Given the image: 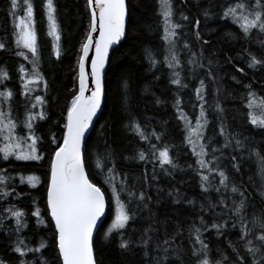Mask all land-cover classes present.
Returning <instances> with one entry per match:
<instances>
[{
    "label": "trees",
    "instance_id": "trees-1",
    "mask_svg": "<svg viewBox=\"0 0 264 264\" xmlns=\"http://www.w3.org/2000/svg\"><path fill=\"white\" fill-rule=\"evenodd\" d=\"M22 2L23 0H18L20 6ZM31 2L34 6V29L37 33V71L43 77L40 96L45 116L33 130L39 138L38 154L43 159L37 162L15 161L12 158L10 161L0 160V169L3 170L0 174L6 173L10 177L6 184H0V189L9 193L6 198L0 197V220L3 222L0 225V261L3 264H19L21 259L40 264L41 255L47 264H59L53 226L50 223L48 227L38 225L32 212L39 207L45 220L50 221L47 215L46 192L50 161L56 147L53 139L58 143L63 142L67 108L73 95L78 92V58L89 22L86 0H54L60 35V40L57 41L47 34L44 0ZM236 2L237 0H183L182 3L181 0H172L173 22L182 26L176 30L178 39L175 49L181 63V67L175 71L179 72L182 83L187 85L181 88L171 83L174 79L172 69L165 64L168 46L163 39L164 25L158 0H125V36L108 59L102 112L85 145L90 181L104 192L107 204L106 217L93 241L96 264H145L143 249L137 246V242L143 235V230L150 224L157 230L152 235L161 241L165 233L171 236L178 229L180 234L176 237L175 244L185 250L184 258L188 264H196L197 258L191 256L194 238L190 237L188 229L193 224L200 226L201 218L208 227L207 231L202 228V239L209 245V257L213 261L220 259V253H223L229 257L228 264H232L235 254L228 246L231 243L248 264H251L252 258L243 247L244 241L240 240L239 218L232 216L231 209L241 199H245L246 207L242 214L249 228H252L253 216L264 218V199L258 195L261 187L257 176L258 160L252 155L254 150L264 156V128L254 127L249 122V109L246 107L250 91L257 97H264V65L248 67L250 55L264 60V33L252 29L249 38L245 39L238 25L230 19L220 18L223 8ZM245 2L252 5L255 0ZM9 3L10 0H0V43L5 45L4 49H0V69L8 75V79L0 83V92L5 89L12 92L9 105L11 111L17 115L14 116L15 120L21 123L28 103L21 94L20 68L23 66L24 69H30L33 64L31 53L15 46L13 19L8 15ZM204 9H208L207 17L203 15ZM181 12L189 19H181ZM197 20L200 21L198 28L194 27ZM196 31L201 33L200 41L195 39ZM227 33H232L235 38ZM205 40L209 43L204 44ZM186 42L191 51L183 47ZM53 44L57 45L56 49ZM57 51L59 55L56 54ZM17 52H23L28 59L18 56ZM149 52L157 61L155 66L147 58ZM192 53L197 58L203 57L198 62L204 67L195 68L189 65L188 60ZM209 60L212 61L211 66ZM237 68L242 69V72L237 71ZM209 71L213 74L212 79L209 78ZM201 80L205 84V115L209 122L204 134L206 138L213 137L206 151L211 153L212 147L221 149L206 159L221 157L218 161L219 167L229 176V188L233 185L238 188L236 193L223 189L219 195L215 190L208 193L201 191L200 178L193 170L198 169L196 157L190 145L185 142L187 132L183 123L177 119L174 107L177 97L180 98V107L191 123L199 114V101L196 100L195 90ZM157 100L160 102L157 103ZM216 104L220 105L222 111L216 110ZM133 119L149 137L148 141H142L130 127L125 128V124H130ZM221 124L225 126L229 136H235L243 142V149L235 150V140L231 147L221 148L224 143L223 137L219 135ZM153 132L160 136L159 140L151 135ZM202 143H207V140H202ZM151 145H156L157 150L167 147L169 156L177 167L172 169L165 165L162 169L158 159L154 164L151 161ZM140 151L146 153L149 162L139 161ZM109 152L112 162L108 167H115L120 179L126 177L131 191L137 195L144 191L151 199L147 210L140 207L136 200H132L128 208L135 212L136 218L128 222L126 228L121 230L122 234L113 231L105 238V233L115 220L116 208L109 184L105 183V177L99 174L100 170L95 168L94 162L98 153ZM234 156L240 172L232 167ZM165 169L168 175H165ZM103 171L106 173L107 169ZM203 171L207 174L206 170ZM29 175L39 178L40 183L36 188L21 182V177ZM145 177L149 181L147 185L144 183ZM213 177L218 185L219 177L215 174ZM169 192L173 196H179L178 203L173 202ZM241 192L244 193L243 197ZM221 198L225 199V207L218 204ZM122 200L127 202V195L122 194ZM189 200L193 203L189 204ZM209 200L217 204L214 210L209 208ZM8 208L24 213L22 219L26 226L20 231L19 238L28 247L36 248L41 241L47 244L41 253L29 252L22 258L13 251L17 232L14 218L5 211ZM214 222H226L220 235L210 227ZM233 224L236 226L233 227ZM253 231L258 233L259 229ZM251 238L254 245L260 243L255 241L254 235ZM121 239L132 241L128 251L118 247Z\"/></svg>",
    "mask_w": 264,
    "mask_h": 264
},
{
    "label": "snow or ice",
    "instance_id": "snow-or-ice-1",
    "mask_svg": "<svg viewBox=\"0 0 264 264\" xmlns=\"http://www.w3.org/2000/svg\"><path fill=\"white\" fill-rule=\"evenodd\" d=\"M23 2L26 6L23 17L17 14L20 9L18 0H10L8 15L14 21V38L17 47H22L31 53V62L33 64L32 75L25 78L23 66L20 68L21 80L23 81L21 84L22 95L28 99L34 90L29 85L40 82L43 80V77L37 71L39 57L37 51V33L33 28L34 6L31 0H23ZM181 2L183 3V0ZM158 4L160 15L163 17V39L165 44L169 46L168 55L165 56V64L169 69H172L171 74L174 79H172L171 83L181 88L187 87V85L182 83L179 72L175 71L176 68L181 67L175 49L178 39L176 30L182 26L179 23L173 22L174 6L172 0H158ZM86 8L89 15V22L85 38L80 48L81 55L78 58L79 90L73 95L70 106L67 108L66 123L63 125L65 128L63 142L58 143L53 139L56 147L50 161V174L46 192L47 215L50 217V221L45 220L39 207H36L32 212V216L36 217L38 225L48 227L50 223L53 226L55 249L59 264H96L93 252V228L104 214L105 194L100 187H97L90 181L87 172L88 157L86 149L82 147V141L93 117L101 106V70L104 67V62L108 55L109 46L119 41L125 34V0H86ZM43 9L47 20V34L55 37L59 41L60 35L58 34V23L55 14L57 9L54 0H44ZM203 15L208 16V9L203 10ZM180 16L183 20L189 19L183 12H181ZM220 18L225 20L230 19L232 23L238 25L245 39L249 38L252 29H258L260 33H264V0H255V3L252 5L246 3L245 0H237L236 3L229 4L223 8V15ZM199 24L200 21L197 20L194 27L198 28ZM227 35L235 38L232 33H227ZM195 39L197 41L202 39L199 31L195 32ZM207 43L209 42L205 40L204 44ZM93 46L95 54L91 57V73L89 79V75L85 71V61L88 58L89 50ZM183 47L191 51L187 42L184 43ZM4 48L5 45L0 43V49ZM53 48L56 49L57 45L53 44ZM56 54L59 55V52L57 51ZM17 55L28 59L23 52H17ZM147 58L153 66L156 65L157 61L152 58L150 52ZM198 59H203V57L197 58L196 54L192 53L188 60L189 65L195 66V68L204 67L198 62ZM211 64L212 61L209 60V66ZM257 65H264V60L250 55L248 67L255 68ZM236 70L242 72L240 68ZM208 75L210 79L213 78V74L210 71ZM7 79V73L0 69V83H3ZM89 84L91 85V89H89ZM125 88H127V85H125ZM89 90L91 91V95L85 96V92ZM204 91L205 84L201 80L195 90L196 100L199 101L200 109L199 114L195 117V125H192L187 115L181 109L179 97H177L174 104L177 111V119L183 123L184 129L187 132L185 142L190 145L191 151L196 157L198 169L193 170L200 178L201 191L208 193L215 190L219 195L223 189L224 191L236 193L238 188L235 185L229 188V176L219 167L218 161L221 157L213 156L212 159H206V157L221 149L212 147L211 153L206 151L212 143L213 137L209 136L206 138L204 134V129L209 123L205 115V104L207 101L205 100ZM12 95V92L7 89L0 92V140L5 141V143L0 145V160L10 161V158H14L16 161H40L43 159V156L38 154L37 144L39 138L35 137L32 131L33 122L37 119V115L31 111L26 112V118L22 123L28 131V134L27 136L19 135L16 129L20 122L11 117L10 110L6 111L3 108L4 105L10 103ZM35 99L38 103L42 104V98L40 96H36ZM126 102L127 97L125 96ZM159 102L157 100V103ZM36 106V104H32V108ZM246 107L249 109V122L254 127L264 128V118L258 117L253 112L254 108L264 110V97H257L254 92L250 91L248 93V104ZM216 110L218 112L222 111L219 104H216ZM39 119H45L43 113L39 114ZM129 127L142 141H148L149 137L145 135L135 119L130 124H125V128ZM151 135L156 136L157 140L160 139V136L155 132L151 133ZM219 135L224 140L221 148L231 147L232 141L235 140V150L240 151L243 149V142L235 136H229L223 124L220 126ZM205 139L207 143H201ZM28 141H31V143L29 144ZM150 149L152 152L151 161L154 164L158 159L162 169L165 165H168L172 169L177 167L170 158L167 147L163 150H157L156 145H151ZM252 155L256 156L258 160L257 176L261 182L258 195L264 199V156H261L260 153L254 150L252 151ZM138 159L145 163L149 162L144 151L138 153ZM236 159L235 156L232 157V167L236 172H240L241 169L236 163ZM111 162L112 155L110 152L106 154L98 153L94 162L95 168L100 170L99 174L105 177V183L109 184L112 199L116 204L115 220L111 224L108 232L105 233V238H108L113 231L122 234L121 230L126 228L128 222L136 218L135 212L128 208L132 200H136L140 207L147 210L148 203L151 199L144 191H140L138 195L136 192L131 191L127 186L126 177L120 179L118 174H116L115 167H108ZM213 164L217 166L210 167ZM104 169H107L106 173L103 171ZM203 170H206L207 174H204ZM2 172L3 170L0 169V173ZM213 174L219 177L218 185L214 182ZM165 175H168L166 169ZM9 179L10 177L6 173L0 174V184H6ZM153 179H155V174H153ZM24 180L25 178L21 177L22 183ZM26 180L30 187H36L40 183L39 178L35 175L27 176ZM144 183L146 185L149 183L147 177H145ZM117 184L119 185L118 187L116 186ZM122 194L127 195V202L122 200ZM240 195L243 197L244 193L241 192ZM8 196V192L0 189V197L6 198ZM169 196L172 197L174 203L179 202V196H173L171 192H169ZM188 203L192 204L193 201L189 200ZM218 204L221 207H225V199L221 198ZM201 207L203 210V206ZM216 207L217 204H213L209 200V208L214 210ZM245 207V199H241L231 209V214L239 218V223L241 224L240 240L244 241L243 247L248 256L252 258L251 264H264V218L253 216L251 221L252 228H249L242 214ZM5 211L15 220L17 241L14 244L13 251L22 258L29 252L41 253V250L47 247L45 242L41 241L38 247L30 248L24 243L23 239L19 238L20 231L26 226L22 219L24 213L15 208H8ZM152 219L153 223H155L154 217ZM2 223V220H0V225ZM225 223L214 222L210 227L216 231L217 235H220L221 231L225 228ZM235 226L236 224H233V227ZM202 228L203 231L208 230L203 218L200 219V226L193 224L188 229L190 237L194 238L191 256L197 258L196 264H228L229 257L223 253H220L221 258L215 261L209 257L210 249L209 245L202 239ZM254 229H259L258 233H254ZM155 231L157 230L150 224L143 230V235L137 242V246L143 249L145 264H188L184 258L185 250L182 246L175 244L176 237L180 234L179 230L177 229L171 236L165 233L162 241L152 235ZM253 235L255 241L260 242L258 245H254V240L251 238ZM131 243L132 241L130 239H121L118 247L123 251H128ZM228 246L235 254V261H232V264H236V262H239V264H248V261L240 255L235 246L231 243ZM153 253H160V255H154ZM0 264H3V261H0ZM19 264H32V262L21 259ZM40 264H47L42 255L40 257Z\"/></svg>",
    "mask_w": 264,
    "mask_h": 264
},
{
    "label": "rangeland",
    "instance_id": "rangeland-1",
    "mask_svg": "<svg viewBox=\"0 0 264 264\" xmlns=\"http://www.w3.org/2000/svg\"><path fill=\"white\" fill-rule=\"evenodd\" d=\"M26 6L24 5V2H22V6H20V9L18 11V15L23 17L24 16V10H25ZM163 18V17H162ZM13 25H14V21H13ZM33 28H34V19H33ZM35 30V29H34ZM14 32H15V29H14ZM55 39V37H53ZM56 40V39H55ZM14 43H15V38H14ZM15 46L17 47L16 43H15ZM168 46V45H167ZM18 48V47H17ZM169 48V46H168ZM18 49H22V50H25L27 51L26 49H23L22 47L18 48ZM28 52V51H27ZM30 53V52H29ZM32 68L33 66H31L30 69H24V75H25V78H27L28 76L32 75ZM20 79H21V76H20ZM23 83V81L21 80V84ZM30 88L34 89L31 93V97L28 98L26 101L28 103V106L26 107L25 109V113L23 115V119H22V122L25 120L26 118V112L27 111H31L32 113H35L37 115V119L33 122V129H34V126L39 122L41 121V119H39V114L40 113H43V105L41 103H38L36 101V96H40V93L43 89V83H42V80L36 84H30L29 85ZM21 94H22V90H21ZM24 96V95H23ZM41 97V96H40ZM32 104H36L37 106L35 108H32ZM27 105V104H26ZM4 110L6 111H9L10 110V114H11V117L15 120L14 116H17L16 113H14L13 111H11V108H10V105L7 104V105H4L3 106ZM253 112L260 118H264V110L262 109H259V108H254L253 109ZM20 123L18 124V127L16 129L17 133L21 136H27L28 134V131L24 128L23 126V123ZM196 123V121L194 120L192 122V125L194 126ZM33 133H34V130H32ZM34 136L36 137L35 133H34ZM3 143H5V141L3 140H0V145H2ZM28 143L30 144L31 141H28ZM202 143V141H201ZM13 160H15L14 158H12ZM16 161V160H15ZM22 162H37V161H22ZM25 180L24 182L27 183V180H26V177H24ZM258 178V177H257ZM39 184H37L38 186ZM36 186V187H37ZM36 187H32V188H36ZM114 201V200H113ZM115 204V202H114ZM115 208H116V204H115ZM116 215V214H115ZM0 216H2V214H0ZM111 227V226H110Z\"/></svg>",
    "mask_w": 264,
    "mask_h": 264
},
{
    "label": "water",
    "instance_id": "water-1",
    "mask_svg": "<svg viewBox=\"0 0 264 264\" xmlns=\"http://www.w3.org/2000/svg\"><path fill=\"white\" fill-rule=\"evenodd\" d=\"M126 22H127V14L125 16V28H126ZM96 35V34H94ZM125 36V34H124ZM124 36L121 37V39L119 41H117L116 43L112 44L109 46V50H108V55L105 59V62H104V67L103 69L101 70V82H102V97H101V106L100 108L97 110V113L96 115L93 117L92 119V122L91 124L89 125V128L86 130L85 132V136L83 138V141H82V147L85 148V145H86V142L88 140V138L90 137L93 129H94V126L97 122V120L99 119L100 115H101V112H102V108H103V103H104V79H105V73H106V67H107V62H108V59L112 53V51L122 42ZM95 54V51H94V46L89 50V55H88V58L86 59L85 61V71L86 73L89 75V79H90V73H91V57ZM78 80H79V75H78ZM89 89H91V85L89 84ZM78 90H79V83H78ZM91 95V91H86L85 92V96H90ZM106 214H107V204H106V200H105V210H104V214L101 216V218L97 221L96 225L94 226L93 228V241H94V237L96 235V233L98 232V230L100 229L105 217H106ZM94 252V250H93Z\"/></svg>",
    "mask_w": 264,
    "mask_h": 264
},
{
    "label": "bare ground",
    "instance_id": "bare-ground-1",
    "mask_svg": "<svg viewBox=\"0 0 264 264\" xmlns=\"http://www.w3.org/2000/svg\"><path fill=\"white\" fill-rule=\"evenodd\" d=\"M20 76H21V74H20ZM99 231V230H98ZM97 234V233H96Z\"/></svg>",
    "mask_w": 264,
    "mask_h": 264
}]
</instances>
